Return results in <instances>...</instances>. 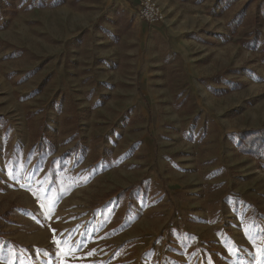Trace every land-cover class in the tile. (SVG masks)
Wrapping results in <instances>:
<instances>
[{
  "label": "rangeland",
  "instance_id": "rangeland-1",
  "mask_svg": "<svg viewBox=\"0 0 264 264\" xmlns=\"http://www.w3.org/2000/svg\"><path fill=\"white\" fill-rule=\"evenodd\" d=\"M140 1L0 0V264H264V0Z\"/></svg>",
  "mask_w": 264,
  "mask_h": 264
},
{
  "label": "built area",
  "instance_id": "built-area-1",
  "mask_svg": "<svg viewBox=\"0 0 264 264\" xmlns=\"http://www.w3.org/2000/svg\"><path fill=\"white\" fill-rule=\"evenodd\" d=\"M138 15L151 24L161 23L166 18L165 11L157 0H141Z\"/></svg>",
  "mask_w": 264,
  "mask_h": 264
},
{
  "label": "trees",
  "instance_id": "trees-1",
  "mask_svg": "<svg viewBox=\"0 0 264 264\" xmlns=\"http://www.w3.org/2000/svg\"><path fill=\"white\" fill-rule=\"evenodd\" d=\"M252 135V134H251ZM253 137L256 136V135H252ZM262 136H264V132L262 133Z\"/></svg>",
  "mask_w": 264,
  "mask_h": 264
},
{
  "label": "snow or ice",
  "instance_id": "snow-or-ice-1",
  "mask_svg": "<svg viewBox=\"0 0 264 264\" xmlns=\"http://www.w3.org/2000/svg\"><path fill=\"white\" fill-rule=\"evenodd\" d=\"M56 243H59L60 241H55ZM66 243V242H65Z\"/></svg>",
  "mask_w": 264,
  "mask_h": 264
}]
</instances>
